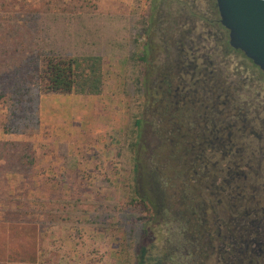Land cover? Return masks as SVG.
I'll use <instances>...</instances> for the list:
<instances>
[{
    "label": "flooded vegetation",
    "instance_id": "obj_1",
    "mask_svg": "<svg viewBox=\"0 0 264 264\" xmlns=\"http://www.w3.org/2000/svg\"><path fill=\"white\" fill-rule=\"evenodd\" d=\"M184 2L162 63L143 67L137 157L147 126L170 174H144L170 232L148 235L145 262L264 264V71L230 45L216 0Z\"/></svg>",
    "mask_w": 264,
    "mask_h": 264
},
{
    "label": "rangeland",
    "instance_id": "obj_2",
    "mask_svg": "<svg viewBox=\"0 0 264 264\" xmlns=\"http://www.w3.org/2000/svg\"><path fill=\"white\" fill-rule=\"evenodd\" d=\"M184 1L0 0V10H68L148 17L150 27L139 42L145 43L147 62L153 60L158 66L164 49L171 48L170 38L180 12L185 11ZM112 65L105 63L106 74ZM115 65V84L111 87L106 80L101 95H83L81 102L70 96L61 101L60 95H52L44 99L42 119L39 97V131L32 136L4 132L7 116L0 100V140L31 141L35 159L30 174L0 171V264H134L138 252L132 242L140 222H144L142 245L153 234L155 244L163 246L165 236L170 235L160 216V200L152 196L156 204L153 206L152 200L145 198V203L130 192L129 172L122 167L121 159L132 100L123 93L125 60ZM142 99L144 102V94ZM137 101L136 94L134 112ZM140 133L142 146L135 183L138 196L144 198L149 192L144 174L153 164L162 171L164 168L168 178L170 174L165 165L167 145L156 147L158 142L147 126L140 128ZM172 191L173 185H169L167 193ZM97 208L110 214L103 225L91 215ZM88 221L95 224L87 225Z\"/></svg>",
    "mask_w": 264,
    "mask_h": 264
},
{
    "label": "trees",
    "instance_id": "obj_3",
    "mask_svg": "<svg viewBox=\"0 0 264 264\" xmlns=\"http://www.w3.org/2000/svg\"><path fill=\"white\" fill-rule=\"evenodd\" d=\"M149 21L145 16L120 13L0 10V100L7 116L4 132L21 137L38 133L42 92L100 94L103 59L122 57L125 60L123 93L132 102L137 94L138 101L135 112L129 102L121 162L129 172L131 195L146 203L145 198L138 196L135 179L146 51L145 43L139 41L148 32ZM34 165L31 141L0 140V171L30 174ZM96 211L91 215L103 225L110 214H103L100 208ZM143 224L140 222L132 242L138 252L134 264H146V248L141 242ZM128 228L126 224L125 231Z\"/></svg>",
    "mask_w": 264,
    "mask_h": 264
},
{
    "label": "water",
    "instance_id": "obj_4",
    "mask_svg": "<svg viewBox=\"0 0 264 264\" xmlns=\"http://www.w3.org/2000/svg\"><path fill=\"white\" fill-rule=\"evenodd\" d=\"M229 43L264 71V0H216Z\"/></svg>",
    "mask_w": 264,
    "mask_h": 264
},
{
    "label": "crops",
    "instance_id": "obj_5",
    "mask_svg": "<svg viewBox=\"0 0 264 264\" xmlns=\"http://www.w3.org/2000/svg\"><path fill=\"white\" fill-rule=\"evenodd\" d=\"M103 13H106V12H103ZM112 59V60H110ZM123 59L122 58H117V57H112V58H105L103 59L102 61V74H103V83H104V87L106 89V86H107V81H109L111 83V87L114 86V81H113V76H114V73H113V69L115 68V64H118L119 65H122L123 64ZM105 63H109V64H113L111 66L110 69V72H108V74L105 73ZM105 66V68H104ZM107 80V81H106ZM50 95V96H49ZM52 95H60L59 97H62L61 98V101H63L64 99H66V97L70 96V97H74V99L76 101H79L80 102L82 101L81 99H83V95H79V94H74L73 92H69V93H56V92H49V93H44L43 95L40 96V116H41V119L43 118V102H44V99L48 98V97H51ZM101 95V94H99ZM89 97H92V95H88ZM95 96H98V95H95ZM62 120V119H61ZM42 124V122H41ZM42 128V127H41Z\"/></svg>",
    "mask_w": 264,
    "mask_h": 264
}]
</instances>
